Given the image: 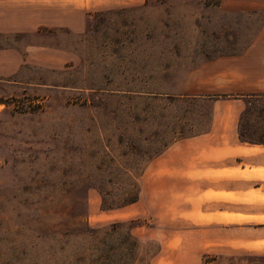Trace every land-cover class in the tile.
Returning <instances> with one entry per match:
<instances>
[{"label":"rangeland","instance_id":"rangeland-1","mask_svg":"<svg viewBox=\"0 0 264 264\" xmlns=\"http://www.w3.org/2000/svg\"><path fill=\"white\" fill-rule=\"evenodd\" d=\"M84 19L79 32L41 26L25 35L52 51L0 78V264H90L79 217L115 223L94 239L134 236L137 264L158 253L156 264H264L263 217L218 234H171L183 242L160 252L162 227L197 219L154 218L143 203L121 208L135 200L115 206L139 194L149 159L207 130L210 99L182 95L184 76L243 50L264 21V0H141ZM4 45L21 46L22 36L0 34ZM56 48L65 49L59 61ZM243 99L238 136L264 148V92Z\"/></svg>","mask_w":264,"mask_h":264},{"label":"crops","instance_id":"crops-1","mask_svg":"<svg viewBox=\"0 0 264 264\" xmlns=\"http://www.w3.org/2000/svg\"><path fill=\"white\" fill-rule=\"evenodd\" d=\"M140 1L0 0V34L22 36L21 46H0V78L25 60L41 61L42 54L52 51L48 45L26 42L25 35L39 27L79 32L85 11ZM56 50L59 61L65 49ZM181 88L182 95L210 99L207 130L173 140L149 159L140 174L138 198L121 207L132 210L143 203L154 218L197 219L194 225L162 227L160 232L169 237L160 240V252L183 242L171 234H218L230 231L236 219L264 218V148L242 140L237 130L243 96L264 92V21L240 52L215 56L187 71ZM160 257L154 255L148 264Z\"/></svg>","mask_w":264,"mask_h":264},{"label":"trees","instance_id":"trees-1","mask_svg":"<svg viewBox=\"0 0 264 264\" xmlns=\"http://www.w3.org/2000/svg\"><path fill=\"white\" fill-rule=\"evenodd\" d=\"M239 133V131H238ZM138 195V187H136L134 194L125 199L124 201L119 202L115 206L123 205L129 202L136 200ZM112 207V206H109ZM75 226L81 227L83 231H85L90 237V243L87 248H89V262L90 264L94 263L96 260V256L98 258L103 257V264H137L134 260L137 259L136 255L140 249L139 241L132 235L127 236V238L122 240H117L115 242H109L110 240H106L104 237L95 238L92 237L98 231H102L103 233H109L114 230L115 223L111 224L108 227L100 226V227H90L82 220L81 217L75 219ZM117 225V224H116ZM93 240V241H92ZM91 251H97L96 255H92ZM91 254V255H90ZM99 254V255H98ZM130 259V261H126L125 259ZM147 261L141 262L140 264H146Z\"/></svg>","mask_w":264,"mask_h":264}]
</instances>
